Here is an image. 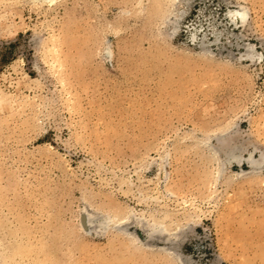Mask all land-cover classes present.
<instances>
[{"label":"rangeland","instance_id":"rangeland-1","mask_svg":"<svg viewBox=\"0 0 264 264\" xmlns=\"http://www.w3.org/2000/svg\"><path fill=\"white\" fill-rule=\"evenodd\" d=\"M0 264H264V0H0Z\"/></svg>","mask_w":264,"mask_h":264},{"label":"bare ground","instance_id":"bare-ground-1","mask_svg":"<svg viewBox=\"0 0 264 264\" xmlns=\"http://www.w3.org/2000/svg\"><path fill=\"white\" fill-rule=\"evenodd\" d=\"M52 1V0H50ZM170 1V0H169ZM230 12V11H229ZM234 13V12H233ZM235 14V13H234ZM237 14V13H236ZM238 14L242 15V17L244 16V12L239 11ZM238 16V15H237ZM233 156V155H232ZM87 210V209H86ZM98 216V215H97ZM117 216V215H116ZM111 217V216H110ZM109 217V218H110ZM122 217V216H121ZM98 218V217H97ZM116 219V218H115ZM121 219V218H119ZM99 220V219H98ZM115 221V220H114ZM117 221V219H116ZM115 223V222H114ZM145 223V222H144ZM157 224V223H155ZM81 226L83 227V229L85 230L86 233H89L91 230V227L93 226V219L91 218V216L89 214H84L81 218ZM111 226V225H109ZM100 227V226H99ZM104 227V226H103ZM93 228V227H92ZM155 228V227H154ZM99 229V228H98ZM101 229V228H100ZM94 230V229H93ZM163 230V229H162ZM106 231V230H105ZM94 233V232H93Z\"/></svg>","mask_w":264,"mask_h":264}]
</instances>
